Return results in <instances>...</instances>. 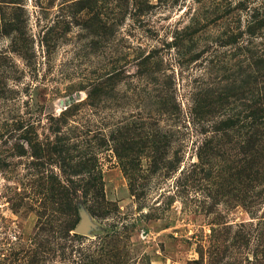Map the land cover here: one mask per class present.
I'll list each match as a JSON object with an SVG mask.
<instances>
[{
  "label": "rangeland",
  "instance_id": "374dc122",
  "mask_svg": "<svg viewBox=\"0 0 264 264\" xmlns=\"http://www.w3.org/2000/svg\"><path fill=\"white\" fill-rule=\"evenodd\" d=\"M262 102L264 0H0V264H264Z\"/></svg>",
  "mask_w": 264,
  "mask_h": 264
},
{
  "label": "trees",
  "instance_id": "16d2710c",
  "mask_svg": "<svg viewBox=\"0 0 264 264\" xmlns=\"http://www.w3.org/2000/svg\"><path fill=\"white\" fill-rule=\"evenodd\" d=\"M262 105L264 106V102H262ZM244 117L243 116H239V115H237V116H234V117H229V123H230V127H232V126H235V125H239V126H241L242 124H243V119ZM225 124H226V122H225Z\"/></svg>",
  "mask_w": 264,
  "mask_h": 264
}]
</instances>
